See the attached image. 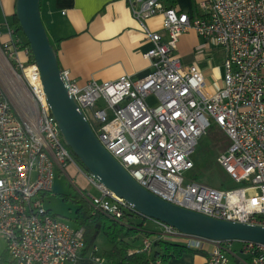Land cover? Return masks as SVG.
I'll return each instance as SVG.
<instances>
[{
  "label": "built area",
  "instance_id": "obj_1",
  "mask_svg": "<svg viewBox=\"0 0 264 264\" xmlns=\"http://www.w3.org/2000/svg\"><path fill=\"white\" fill-rule=\"evenodd\" d=\"M125 1L151 42L145 53L151 71L137 81L121 75L79 85L61 70L68 93L104 149L142 187L211 217L264 227V0H199L196 12L167 7L162 0ZM157 15L161 29L152 30L147 21ZM191 29L225 50L217 85L176 55L180 37ZM3 31L9 37L3 48L26 97L21 113L15 112L0 87V238L12 264H78L83 228L43 205L56 171L67 175V163H74L83 172L98 195L84 193L70 181L92 212L113 220L138 212L79 166L45 101L29 46L6 21L0 23V37ZM149 95L154 101H148ZM213 125L229 140L216 160L237 187L218 189L187 176L193 173L192 155L200 138ZM148 220L152 232L130 252L143 251L154 264H162L160 255H154L159 242L201 252L205 264H264L262 243L190 236ZM87 257L105 264L92 252Z\"/></svg>",
  "mask_w": 264,
  "mask_h": 264
},
{
  "label": "crops",
  "instance_id": "obj_2",
  "mask_svg": "<svg viewBox=\"0 0 264 264\" xmlns=\"http://www.w3.org/2000/svg\"><path fill=\"white\" fill-rule=\"evenodd\" d=\"M198 2L176 0L175 8L196 12ZM14 7L15 0H0V23L8 20ZM40 16L48 36L58 40L56 55L60 69L67 71L79 85L91 79L111 81L121 75L137 81L152 69L150 60L145 57L151 42L133 18L125 0H40ZM160 21L161 16L157 15L147 24L152 30H160ZM8 38L3 31L0 37V87L13 110L21 113V101L26 95L24 84L17 76L18 70L3 48ZM202 71L206 77L207 72ZM150 97L154 99L152 95L147 99ZM80 259L78 264L84 260ZM162 264H205V255L184 253Z\"/></svg>",
  "mask_w": 264,
  "mask_h": 264
},
{
  "label": "water",
  "instance_id": "obj_3",
  "mask_svg": "<svg viewBox=\"0 0 264 264\" xmlns=\"http://www.w3.org/2000/svg\"><path fill=\"white\" fill-rule=\"evenodd\" d=\"M14 13L39 69L45 101L64 144L82 168L142 216L210 240L264 244V227L211 217L166 201L135 181L104 149L61 79V69L40 16V0H15Z\"/></svg>",
  "mask_w": 264,
  "mask_h": 264
},
{
  "label": "rangeland",
  "instance_id": "obj_4",
  "mask_svg": "<svg viewBox=\"0 0 264 264\" xmlns=\"http://www.w3.org/2000/svg\"><path fill=\"white\" fill-rule=\"evenodd\" d=\"M22 36L24 37L23 33ZM176 55L180 58L182 64L195 65L200 69L205 70L207 72L206 77L211 84L217 85L222 81V74L224 72L223 60L225 56L224 48L214 44L210 39L199 36L193 29L183 33L180 37L177 44ZM19 57L21 62H23L24 64L27 63V57L21 52L19 53ZM148 100L152 102L154 99L150 97ZM100 104H102V102H100ZM221 135H223V131L216 125H213L209 127L204 135L200 138L195 152L192 155V159L195 164V170L200 169L203 164L211 158V156H209L212 154V148L210 145ZM79 166L82 167L80 164ZM65 171L67 175H65L63 172H55L52 190L45 196L43 205L52 214L62 217L70 224L75 225V211L80 206V203L84 200L82 199L81 193L71 183L70 180H73L79 190L84 193L98 195V192L95 188L91 187L86 176L74 163H67ZM197 174L199 176L197 180L206 183V173L200 169ZM187 176L189 178H192L193 174L190 172L187 174ZM209 179L212 182L211 186L214 187H216L218 184H224L225 189H231L234 186H238L229 177L228 173L217 163L212 166V172L209 175ZM65 197L67 198L66 200ZM76 199L79 200L80 203H76ZM145 227L152 229L153 223L150 220H147L145 222ZM95 247L97 248L96 253L99 256L103 257V250H106L109 247L103 233H100L97 236ZM3 251L4 246L2 243V238H0V253H2ZM90 253H88V255ZM82 259L84 260H82L81 264H97L90 257ZM105 264H109L106 259Z\"/></svg>",
  "mask_w": 264,
  "mask_h": 264
},
{
  "label": "trees",
  "instance_id": "obj_5",
  "mask_svg": "<svg viewBox=\"0 0 264 264\" xmlns=\"http://www.w3.org/2000/svg\"><path fill=\"white\" fill-rule=\"evenodd\" d=\"M162 1L167 7L175 8L176 0ZM6 22L10 26L14 27L15 33H18L17 35L19 36L22 43L24 45H28L26 39L23 36L21 37L22 33L15 13H13ZM49 41L53 49L57 53L56 45L58 43V40L54 41L49 37ZM210 146L212 148V154L209 155L211 156V158L208 159L200 169L206 173V184L208 183L211 186L212 182L209 179V175L212 172V166L215 163L218 164L216 158L221 152L225 151L228 148L229 140L223 133V135H221L218 139H215ZM75 159L79 163V160L76 157ZM200 169L195 170L194 164L192 178L197 179L199 177L197 172ZM216 188L225 189V186L224 184H218ZM66 199L67 198L65 197V200ZM75 202L80 203V201L77 199L75 200ZM147 220L148 218L135 212H125L122 218L113 220L106 217L100 212H92V208L90 207L88 202H86L85 200L82 201L80 203V206L76 209L74 215V221L84 230V248L81 253L82 258H86L88 253L90 252H92L93 256L98 255L93 251V249L95 247L97 236L100 233H103L109 247L108 249L103 250L102 256L108 261L109 264H154L153 257H147L145 252H130L131 249L139 246L138 243L140 242L141 236H146L152 232V229L145 227V222ZM184 253L201 252L185 249L181 246L169 242H159L156 245L154 255L157 256V254H159L162 262H164L169 258L180 257ZM0 264H12L8 258L6 251L0 253Z\"/></svg>",
  "mask_w": 264,
  "mask_h": 264
}]
</instances>
